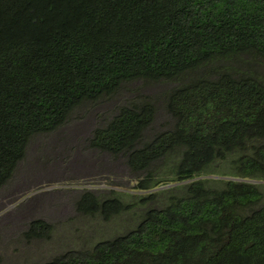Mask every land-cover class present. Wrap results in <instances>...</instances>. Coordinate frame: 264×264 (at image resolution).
<instances>
[{
    "label": "trees",
    "instance_id": "1",
    "mask_svg": "<svg viewBox=\"0 0 264 264\" xmlns=\"http://www.w3.org/2000/svg\"><path fill=\"white\" fill-rule=\"evenodd\" d=\"M249 60L264 62V0H0V188L29 139L82 101L125 81L202 70L170 90L173 125L141 147L147 103L122 106L90 139L147 170L137 189L152 186L164 162L177 195L125 234L44 264H264V204L251 181L264 179V143L255 144L264 141V78L234 66ZM212 170L231 177H200ZM85 199L96 203L84 193L79 210ZM122 208L115 198L100 203L106 215ZM46 226L33 221L26 235L44 236Z\"/></svg>",
    "mask_w": 264,
    "mask_h": 264
},
{
    "label": "rangeland",
    "instance_id": "2",
    "mask_svg": "<svg viewBox=\"0 0 264 264\" xmlns=\"http://www.w3.org/2000/svg\"><path fill=\"white\" fill-rule=\"evenodd\" d=\"M242 63L234 64L239 72L248 69L264 78V62ZM201 72L179 80L122 82L110 95L82 101L55 130L33 135L13 175L0 188V264H44L69 250H91L97 242L133 229L147 209L163 207L168 196L177 195L175 186L180 182L164 162L152 171V186L137 189L136 182L147 170H130L128 152L112 155L91 146L90 139L94 130L104 127L122 106L147 103L153 117L134 145L141 147L173 125L174 118L166 109L170 90ZM227 170L219 172H233ZM224 174L212 170L200 177H231ZM251 181L258 185L262 193L259 204L263 205L264 179ZM84 193L91 194L96 203L82 200L87 210H79ZM113 198L123 208L108 215L102 213L100 203ZM36 220L47 225V231L43 230L47 234L27 236L31 222Z\"/></svg>",
    "mask_w": 264,
    "mask_h": 264
},
{
    "label": "bare ground",
    "instance_id": "3",
    "mask_svg": "<svg viewBox=\"0 0 264 264\" xmlns=\"http://www.w3.org/2000/svg\"><path fill=\"white\" fill-rule=\"evenodd\" d=\"M253 182V181H252ZM254 183V182H253Z\"/></svg>",
    "mask_w": 264,
    "mask_h": 264
}]
</instances>
